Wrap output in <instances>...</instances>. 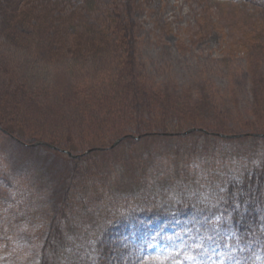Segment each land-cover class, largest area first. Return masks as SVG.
Returning <instances> with one entry per match:
<instances>
[{
    "label": "rangeland",
    "instance_id": "1",
    "mask_svg": "<svg viewBox=\"0 0 264 264\" xmlns=\"http://www.w3.org/2000/svg\"><path fill=\"white\" fill-rule=\"evenodd\" d=\"M81 2L64 0L53 16L68 18ZM133 4L138 77L129 91L141 97L124 118L132 121L127 126L134 132H121L123 120L115 114L96 123L75 115L79 106L78 112L91 110L80 104L88 94L82 82L96 90L100 78L106 80L98 72L106 61L100 57L84 70L75 68L77 80L68 78L69 60L63 55H69L74 42L65 39H76L79 53L90 49L94 34L87 28L68 37L60 29L62 20H54L50 33L59 60L32 41L25 47L8 45L0 33V91L7 81L4 62L10 73L18 67L14 82L25 80L26 95L31 90L45 96L33 113L6 110L14 123L9 127L20 138L27 135L28 142L0 129V264H41L44 241L54 233L53 220L59 219L65 189L74 179L79 193L69 200L75 206L65 211L83 227L84 220L99 222L107 250L99 264H233L241 242L229 221L232 206L220 192L228 177L254 165H260L264 177V0ZM31 28L17 30L27 35ZM82 74L86 79L80 82ZM80 86L86 91L80 93ZM86 104L91 106L92 99ZM2 106L0 98V116L6 112ZM245 123L250 125L243 128ZM215 126L209 133L178 137L192 128ZM243 133L248 135L240 137ZM55 134L62 138L57 140L62 153L43 145L54 143ZM63 137L70 138V145ZM79 235L74 237L81 245L95 242L93 233L86 240Z\"/></svg>",
    "mask_w": 264,
    "mask_h": 264
},
{
    "label": "trees",
    "instance_id": "2",
    "mask_svg": "<svg viewBox=\"0 0 264 264\" xmlns=\"http://www.w3.org/2000/svg\"><path fill=\"white\" fill-rule=\"evenodd\" d=\"M62 1L64 0H0V33L2 40L8 45L14 44L20 47L29 46L32 41L36 45V48L49 58L59 60L55 56L59 54V50L54 49V46L52 47L53 43L57 41H53L54 35L50 33L52 28L56 29L54 20H62L60 22V29L62 31L64 30L68 37H75L80 27L84 26L87 28L90 34H94V36H90L89 38L90 49L79 53V45L76 44L77 40L65 39V41L69 40L70 42H74V45L69 49V55H63V58L66 57L69 60V63L66 65L69 71L67 74L68 78L71 77L77 80L76 76L73 78L75 68L78 67L77 69L81 68L80 70H84L85 65L88 64L87 62H92V59L95 57L97 59L100 57L106 61L102 65L100 64L98 67L100 70L98 72L102 70V75H106L104 76L106 80L100 78L102 82L100 84L101 87L95 90L93 89L95 85L92 83L85 85L84 79H86V76L84 77L83 74L80 75V82L84 80L82 86L86 88L88 94L92 93L90 96L88 94L84 96L80 104H82L83 110H89L88 108H91V110L86 113L84 111L78 112L81 109L79 106V108H75V115L78 118L86 117L87 120L94 119L96 123V121L100 122L101 119H105V116L115 114L114 116L119 118V122L123 120V122L121 121L119 123L121 132H134L133 130L136 128L133 129L134 127L127 126L132 121L128 122L129 120L124 118L125 113L131 112L136 103H139L138 100L141 97L139 93L137 94L136 90L134 92L129 91V88L131 85L134 86L133 83L138 77L135 60V32L137 23L133 17V0H110L109 2L107 0H83L75 8L76 11H73L67 16L68 18H66V14H58L59 17L53 16L55 9L59 8ZM236 1L240 2L245 0ZM32 11H34L33 14H31ZM30 19H33V23ZM90 22H94L95 24L91 26L88 24ZM28 24L33 28H31L32 31L30 34L26 35L17 30L21 25L25 26ZM48 43V48L45 51L43 45ZM15 67L14 71H12L13 73H10L9 67L2 62V74L7 77V81L0 91V98H2L3 105L2 111L5 112L10 107L12 113L17 112L18 109L33 113L32 110L36 109L39 105L37 104L38 99L40 97L45 98V96L43 95V97L36 92L31 93V90L27 92L30 95H26L25 80L22 83L14 82V79L19 78L18 67ZM15 70L16 75L14 74ZM86 74L88 81L92 80L91 78L93 77L87 72ZM91 74L93 75L92 71ZM22 78L24 77L22 76ZM62 80L66 82L65 78H62ZM118 85L122 86L118 87ZM83 87L81 88L80 86V93L86 91ZM88 99H92L93 101L91 106L86 104ZM95 104H98L96 109ZM11 112L6 111L0 116L2 117L0 118V129L20 143L25 144L29 141L27 139L28 137H26L27 135H24L22 139L13 128L9 127L14 124L12 120L8 121L10 118H7L9 117L8 115H11ZM21 113L23 115L26 112ZM247 125L250 124L245 123L242 127L246 128ZM202 129L209 133L210 130H217V127ZM245 130L243 132H248ZM192 134L201 135L202 133L193 131L192 133L186 134L187 136L179 134L180 136L178 137L184 139L190 137ZM146 135L148 134H140L139 137L141 138ZM240 135H242L240 137H245L248 133ZM58 138H60L59 135L55 134L54 143L51 141L53 146H51L52 144L49 141L44 142L43 145L49 148L52 147L54 150L62 153L64 150H60L62 146L58 144L59 142L57 143ZM60 139L62 140V138ZM232 139L238 140L240 138L234 137ZM255 139L262 140V138ZM63 141L65 144L70 145V138L66 137ZM79 151H82V149ZM82 155L84 154L78 155L77 157H83ZM72 182L73 184L65 189L66 193L64 192L65 200L59 210V219L61 220H53L54 233L50 234L51 237L49 240L44 241L41 264H95L96 262V264H99L105 257L107 250L106 246L102 243L101 238H103V233L98 228L99 222L95 220L93 224H90L88 222L90 220H84L83 223L86 222L87 225L83 227V224L80 223L81 221L78 224L77 220H70L69 213L67 214V211H70L69 205L72 207L75 206L74 203L69 204V200H73L74 195L79 193L77 186L79 185L78 180L74 179ZM263 184L264 177L263 172L260 170V165H254L249 170L246 168L239 174L228 177L225 180L223 189L221 192L219 191L224 195V200L227 204L232 206L231 220L229 221L235 235L241 242L239 250L234 256L233 264H264ZM67 207L68 210L65 211ZM77 224L79 225V229H76L75 225ZM67 229L72 231H68V233ZM75 230L77 231L75 232ZM75 233L76 235L84 234L85 240L90 233H93L91 236L95 242L92 244L86 240V243L81 245V242L77 240L79 237H74ZM76 244H78L77 247Z\"/></svg>",
    "mask_w": 264,
    "mask_h": 264
},
{
    "label": "water",
    "instance_id": "3",
    "mask_svg": "<svg viewBox=\"0 0 264 264\" xmlns=\"http://www.w3.org/2000/svg\"><path fill=\"white\" fill-rule=\"evenodd\" d=\"M190 131H191V130H189L188 132H190ZM185 133H187V132H185ZM123 139H124V138L122 137L119 141H121V140H123ZM119 141H116L115 144L118 143ZM115 144H114V145H115ZM88 151H91V150H88Z\"/></svg>",
    "mask_w": 264,
    "mask_h": 264
}]
</instances>
